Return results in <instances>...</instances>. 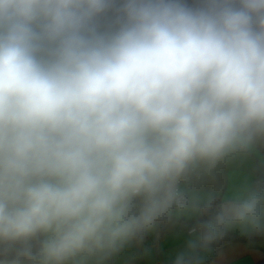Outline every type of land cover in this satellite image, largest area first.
<instances>
[{"label":"clouds","instance_id":"9594fccd","mask_svg":"<svg viewBox=\"0 0 264 264\" xmlns=\"http://www.w3.org/2000/svg\"><path fill=\"white\" fill-rule=\"evenodd\" d=\"M264 0H0V264H113L184 216L171 264L264 231ZM203 200L201 205L200 201Z\"/></svg>","mask_w":264,"mask_h":264},{"label":"crops","instance_id":"0c3cea01","mask_svg":"<svg viewBox=\"0 0 264 264\" xmlns=\"http://www.w3.org/2000/svg\"><path fill=\"white\" fill-rule=\"evenodd\" d=\"M264 171V150H258L245 159H240L212 177L193 176L189 195L205 198L214 196L216 203L246 184L254 183L255 175ZM201 205L203 200L200 201ZM210 214L184 216L173 223L160 227L141 242L126 249L113 264H171L173 254L181 249L188 239V230ZM243 241L227 240L230 236L245 237ZM264 263V231L252 232L231 229L217 238L202 254V264H262Z\"/></svg>","mask_w":264,"mask_h":264},{"label":"built area","instance_id":"2783aa9c","mask_svg":"<svg viewBox=\"0 0 264 264\" xmlns=\"http://www.w3.org/2000/svg\"><path fill=\"white\" fill-rule=\"evenodd\" d=\"M260 180H264V171H260L258 172L255 177H254V183L257 182V181H260ZM187 187L190 186V180L188 181ZM189 231V230H188ZM127 264H131L130 262H128Z\"/></svg>","mask_w":264,"mask_h":264},{"label":"trees","instance_id":"16d2710c","mask_svg":"<svg viewBox=\"0 0 264 264\" xmlns=\"http://www.w3.org/2000/svg\"><path fill=\"white\" fill-rule=\"evenodd\" d=\"M254 233L250 234L249 236H245V237H238V236H230L228 238H226L227 240H235V241H243V240H246V239H249L251 238ZM264 264V263H262Z\"/></svg>","mask_w":264,"mask_h":264}]
</instances>
